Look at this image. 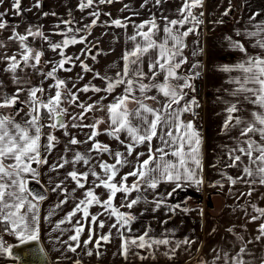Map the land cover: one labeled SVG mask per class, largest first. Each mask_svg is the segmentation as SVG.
I'll return each mask as SVG.
<instances>
[{
    "label": "snow or ice",
    "instance_id": "obj_1",
    "mask_svg": "<svg viewBox=\"0 0 264 264\" xmlns=\"http://www.w3.org/2000/svg\"><path fill=\"white\" fill-rule=\"evenodd\" d=\"M117 2L120 0H78L76 9L79 12L84 13L85 10L92 9L88 12V16L92 17L91 22L83 24L82 27H75L78 22L69 11V18L61 19L54 26L58 31L52 34L62 37L58 42H54L45 34L43 25H30L23 34L17 31L18 25L13 26L7 40L18 43L19 50L16 52H8L6 42L0 40V49H5L0 52V65H3L0 67V77L8 74L11 84L14 85L9 91L5 80L0 78V110H9L7 113L0 111V225L3 226L4 233L15 236L21 244L38 241L42 224H51V218L56 215V211L62 210L71 200L74 205L72 209L52 227L53 232L63 234L69 229L61 226L72 225L73 234L63 242L67 245V251L77 253V249L82 247L83 254L100 258L103 253L99 249L112 242L115 230V235L120 241L119 255L125 260L131 255L138 256L141 261L149 257L155 259L154 252L161 245H170V240L154 237L151 235V228L133 234L132 225L137 216L130 210L141 202L154 204L153 211L160 209L165 198L160 196L159 199L149 201L145 192H155L162 183L174 184L173 192L186 185L200 186L204 183L203 138L194 122L197 115L195 109L199 107V103L195 97L191 100L185 99L188 96L186 89L195 91L192 81L200 75L199 71H196L200 63H193L188 74L181 72L183 66L188 64L184 52L187 47L185 40L203 23L200 17L204 13L200 12L198 16L194 10L202 8L204 0H182L181 7L177 9L180 18L169 19L162 15V25L157 22L155 16L139 24L133 23L135 31L126 38L133 46L125 49L121 56L122 69L117 70L114 76H109L94 71L81 60L80 55L73 57L67 55L65 50L69 46L85 44L81 54L95 62L97 56L103 54L102 49H97L95 55L88 56L92 48L87 47L86 41L102 15L99 6ZM149 2L150 0H143L140 7L144 8ZM163 2L164 0H155V5L159 6ZM5 3L6 0H0V5ZM32 7L41 9V0H34ZM10 9L17 16L32 10L23 8L22 0H11ZM230 10L231 6L223 14L227 16ZM120 11H131L130 5L124 4ZM7 15V11H0V31L9 27ZM49 15L57 16V13H42L43 17ZM103 15L111 17V13L104 12ZM133 15L139 13L134 12ZM260 15L259 12L253 13L249 17L250 22L256 21ZM83 19L84 17H81V20ZM130 20V17L114 18L110 19V24L105 21V26L126 30ZM61 24L64 25L63 29L60 28ZM188 24L192 27L185 28ZM253 27L254 31H237L236 35L257 38L252 46L261 51L251 55L244 43L228 37L230 47L244 53L246 58L235 65H225L220 69L226 73H239L228 81L236 85L229 93L236 100L226 102L227 115L222 128L225 134L233 129L238 132V135L232 137L233 145L225 147L229 161L226 167L238 169L239 172L235 177L223 170L220 172L222 179H226L230 186V193L232 186L241 183L247 186V191L241 192L237 199L251 198L258 188H264V21L253 24ZM30 37L33 40H43L49 49L60 57L58 61H44L51 66L48 71L39 72L43 80L38 85L33 83L25 70L31 68L35 74L45 51L33 47L29 43ZM202 51H194L192 54L195 56ZM74 61H79L83 73L93 72V79L103 81L104 86H96L89 81L76 91L68 88L67 81L59 78L57 72H71L72 68L65 65ZM83 79V75H78V80ZM45 80H52L54 83L49 84L46 89ZM121 87L122 93L113 96L112 102L106 105V128L100 127L106 123L103 118L96 119L92 124L73 123L72 128L90 129L85 133L86 138L83 140L67 130L68 125L63 119L67 110L62 107L65 101L82 109L79 119L83 121L87 113L97 108L103 110L105 106L102 102L107 97L100 96L93 103H78L77 93L91 91L111 95ZM72 88H76V85L73 84ZM153 92L155 94H150ZM147 101H152V104ZM130 103L136 107L130 109ZM245 104L251 105L252 108H245ZM185 113H191L193 119H183ZM45 117L50 121L47 125L41 123ZM45 127L53 131L45 133ZM60 129H64L63 135L68 137L62 154L56 151L61 140L54 134ZM101 135H107L117 142L119 147L114 148L102 142L99 139ZM72 146L86 147L81 150ZM141 148L144 150H139ZM54 154L56 159L53 161ZM105 155L109 160L104 159ZM219 163L220 160L217 161V164ZM43 166H47L49 172L58 176L61 175L60 170H64L63 178L55 182L50 189L45 188L44 192L34 191L30 183L35 181L40 184L39 169ZM124 168H128V171L122 173ZM130 177L134 178L131 183L128 182ZM52 183V179H49V184ZM69 183L74 187L69 189ZM212 186L224 187L221 181ZM49 191L63 196V199H59L47 210L46 215L42 216L41 205L48 200ZM78 191L82 193L79 198L76 195ZM134 192L138 194L135 197L132 196ZM168 195L171 196L172 192ZM105 196L106 198H103ZM117 199L120 200L119 205L115 203ZM261 199H264V194H261ZM247 204L251 212L244 211L246 222L241 227L247 232L248 224L259 221L257 234L246 239L243 234L235 231V225L229 227L227 231L239 242L238 250L218 252L212 264H217V261L221 264H264V254L257 255L248 247L255 243L264 247V207L258 206L251 199ZM93 207H99L102 211L93 214L90 211ZM168 207L170 211H174L180 205ZM113 219L115 222L108 224L107 221ZM106 226L107 233L97 234V227L102 230ZM86 230L87 238L81 240ZM192 243L194 241L187 238L177 241L176 247L164 255L172 259L176 248L181 244ZM90 244L92 248H89ZM134 249L146 250L148 255H141ZM39 251L43 253V249ZM0 254L10 257L13 255V245L8 244L2 237ZM75 264H81V260L76 259Z\"/></svg>",
    "mask_w": 264,
    "mask_h": 264
},
{
    "label": "crops",
    "instance_id": "obj_2",
    "mask_svg": "<svg viewBox=\"0 0 264 264\" xmlns=\"http://www.w3.org/2000/svg\"><path fill=\"white\" fill-rule=\"evenodd\" d=\"M142 2L143 0H120V2L111 5L105 4L99 6L102 15L97 26L91 30V35L88 36L86 41L87 47L92 48V52L89 53L88 56L95 55L97 49H102L103 54L97 56L95 62L86 55L81 54V49L85 48V44L69 46V48L65 50L66 54L73 57L80 55L81 60H84V62L92 67L94 71L114 76L115 72L123 67V61L121 59L123 52L125 49H130L133 46L130 41L126 40L127 36L133 34L135 31L132 27L133 23L139 24L143 20L155 16L157 22L162 25V15L167 16L169 19L180 18L177 9L181 7L182 0H164L159 6L155 5V1L150 0L144 8L140 7ZM10 3L11 0H6L5 4L0 5V11H7L8 13L6 19L9 24L7 29L0 31V40L6 42L7 51L10 53L19 50L18 43L7 40V37L11 35L13 26L18 25L19 27L17 28V31L23 34L30 25H43V31L45 34L49 35L50 39L54 42H58L62 37L52 34L58 31L54 26L58 24L61 19H68L69 11L72 12V16L78 22L75 27H82L83 24L90 23L92 19V17L88 16V12L92 11V9H87L84 13H81L76 9L78 0H41V9L32 7L34 0H22V7L25 9L32 8V10L24 11L19 16L11 11ZM124 4H129L131 11L121 12L120 10L124 7ZM211 4L219 7L218 12H216ZM230 6L231 10L229 14L225 16L223 13L226 9H229ZM53 11L57 13V16H42L43 12L51 13ZM194 11L198 16L200 12L204 13V15L200 17V19L203 20V23L196 28L195 33L190 34L185 40L187 47L184 52L188 58V64L183 66L181 72L183 74H188L192 64L199 62L200 67L196 71H199L204 79L205 103L202 109V122L199 124L195 123L203 138L204 183L200 186L186 185L182 188L192 190L201 188L203 193H209L208 198H206L207 202L204 203L208 210H201L198 207V209L186 208L187 211H184V206H180L174 211H170L168 207L169 205H177L170 202V196L168 195L170 192L173 193L175 185L162 183L158 186L155 192L152 190L145 192L149 201L159 199L160 196L165 198L160 209L153 211L152 209L155 205L152 203L145 204L141 202L136 205L130 210L137 216V220L133 223L132 229L133 234H139L144 229L151 228V235L156 238H168L170 240V245L159 246V249L154 252L155 259L149 257L148 259L141 261L138 256L131 255L125 260L119 255L120 241L119 237L115 235V230H113L112 242L104 244L103 247L99 249L103 255L100 258H97L95 255L89 257L83 254L84 250L82 247L77 249V253L67 251V245L63 242L67 241L68 236L73 234L71 231L72 225H62V228L69 229V231L63 234L52 231L55 222L61 219L65 213L70 211L74 206L73 202L70 200L62 210L58 209L56 211V215L51 218V224H42L40 238L38 241H34L39 249H43V253L40 252V254H42V258L45 259L44 264H75L76 259H80L81 264H212V261L215 259L218 252L225 250L234 252L238 250L239 242L236 241V238L232 233L227 231L229 227L235 225V231L239 234H243L246 239L257 234L256 227L258 226L259 221L248 224L247 232H245L241 226L246 222L244 211L247 210L248 212H251V208L247 204L249 199H251L252 202L257 203L258 206L264 207V199H261V194H264V188H258L257 192H254L251 198L240 197L237 199L241 192L247 191V186L242 183L232 186V192L230 193V186L227 180L222 179L220 175L221 170L234 177L239 172L238 169L226 167V164L229 161L225 147L233 145L234 141L232 137L238 135V132L235 129L230 130L227 134L222 131L224 120L227 115L225 111L227 107L226 102H235L236 100L235 97L229 94L236 85L230 84L228 81L230 77L237 76L239 73H226L220 69L225 65H235L246 58L244 53L230 47L228 37L244 43L248 53L251 55H256L261 51L252 46L257 38H248L243 35L237 36L236 33L237 31L241 33H244L245 31H254L253 24L264 21V0H236L234 4H232L231 0H204L203 7L197 8ZM104 12L111 13V17L103 15ZM134 12H138L139 15H133ZM207 12H211V14L208 15ZM256 12L261 13V15L257 17L256 21L250 22L249 17ZM81 17H84V19L81 20ZM124 17L131 18L126 30L105 26V21H108L110 24V19H123ZM187 27H192V25L188 24L185 28ZM60 28L63 29L64 25L61 24ZM29 43L36 49H42L45 51V56L42 57V62L38 66V71L35 74L31 68L25 70L29 76H31L33 83L38 85L41 80H43V77L39 75V72H46L51 66L45 64L44 61H58L60 57L58 53H53L48 45L41 39L33 40L30 37ZM201 49L203 50L202 53L195 56L192 54L194 51L199 53ZM3 51H5V49H0V52ZM69 64V67L72 68L71 72L61 70L58 71L57 74L59 78L67 81L68 88L72 89V91H76V89L83 87V85L89 81L96 86H104L103 81L93 79V72L83 73L79 66V61H74ZM0 67H3V65H0ZM21 75H23V73H21ZM78 75H83L84 79L78 80ZM0 78H3L7 83V90L10 91L14 88V85L10 82L8 74H3ZM52 83H54V81L45 80L44 87L47 89L48 85ZM73 84L76 85V88H72ZM185 91L188 92V96L185 97V99L191 100V90L186 89ZM121 93L122 87L116 89L111 95L103 92L96 94L91 91L88 93H77V95L79 96L80 102L85 101L91 103L97 100L100 96L107 97L102 102L105 108L101 110L100 115L97 117V119L103 118L106 121L105 124L100 126L101 129H103L108 126L106 105L112 102L113 96L120 95ZM52 94L54 95V90H52ZM150 94H155V92ZM147 103L152 104V101H147ZM64 105L65 103H63L62 107H64ZM128 107L134 109L136 105L130 103ZM244 107L247 109L252 108V106L248 104H245ZM92 113L93 111L91 114ZM17 119H20V117H17ZM183 119H191L189 113H185ZM44 125H46V123ZM43 131L47 133L52 130L49 131L44 128ZM89 131L90 129L88 128H71L69 130L72 135H76L77 138L81 140L86 138L85 133H88ZM63 132L64 131L61 129L54 132V134L61 140V144L57 146L56 150L60 154L63 153L64 143L68 140V137H65ZM122 138H124L123 135ZM99 139L104 143L112 145L114 148L119 147L117 142L112 141L107 135H101ZM72 147L82 150L83 147L86 146ZM121 150L123 149L121 148ZM139 150L144 149L141 148ZM55 159L56 155L54 154L52 160L54 161ZM104 159L109 160V157L105 155ZM218 160H220L221 163L217 164ZM213 164H216L217 166L212 167L211 165ZM39 170L41 172L40 184H38L40 192H44L45 188L50 189L54 186L55 182L63 178L62 173L64 170H60L61 175L59 176L55 173L49 172L47 166H43ZM121 171L122 173L126 172L128 171V168H124ZM49 179H52V184H49ZM133 179L134 178L130 177L128 182L131 183ZM217 181H221L224 187L212 186ZM68 187L71 189L74 185L69 183ZM34 191H38L37 188ZM76 195L77 198H79L82 193L78 191ZM136 195L138 194L135 192L132 193L133 197ZM103 198H106V196ZM59 199H63V196H58L56 193H51L49 191L48 200L41 205V215H46L47 210ZM201 200L204 202L203 198ZM115 203L119 205L120 200L117 199ZM90 211L95 214L102 211V209L99 207H93ZM121 211L127 210L121 209ZM141 213H143V215H141ZM79 215L80 214L77 215V218H79ZM101 219H106V217H101ZM164 221H167V223H164ZM107 222L108 224H111L115 221L113 219L108 220ZM73 223H75V218ZM201 225L202 229H200ZM96 232L97 234L107 233L108 227L106 226L102 230L97 227ZM0 237H2L8 244L13 245V255L10 257L8 255L0 254V264H19V258L24 259L21 255L26 254L27 251H30V248L35 246V244L33 245L31 242L28 246L21 244L15 236L4 233L2 225H0ZM57 237H59V239H56ZM86 238L87 230L81 236V240ZM186 238L194 241V243L190 245L181 244L179 248H176L175 255L172 259H169L164 255L165 252H170L171 248L176 247L177 241H183ZM68 243L74 242L68 241ZM248 247L252 248L257 255L260 254L259 250L261 248V250H263L261 251V254H264V247H262L260 243H255ZM89 248H92L91 244L89 245ZM94 251L96 250L94 249ZM134 251L140 252L141 255H148L146 250L142 251L134 249ZM245 258L248 259V257ZM217 264H221V262L217 261Z\"/></svg>",
    "mask_w": 264,
    "mask_h": 264
},
{
    "label": "rangeland",
    "instance_id": "obj_3",
    "mask_svg": "<svg viewBox=\"0 0 264 264\" xmlns=\"http://www.w3.org/2000/svg\"><path fill=\"white\" fill-rule=\"evenodd\" d=\"M153 1H155V0H153ZM235 1L236 0H231L232 4H234ZM211 5L214 7L216 12H218L219 7H217V5H213V4H211ZM57 76H58V74H57ZM81 102L86 103V104L87 103H91V102H85V101H81ZM64 103H65V105H64L63 108L67 110V112H66V114L64 116H65V123L68 125V129H67L68 131L72 128L71 125L73 123H76V124H81V123H83V124H92V123H94L95 120L97 119V117L101 113V110L97 108L96 110H93V113L91 115L87 116L83 121H81L79 119V113L82 111V109L77 107L75 104H69L67 101H65ZM73 117H76V119H73ZM48 121H49L48 119L47 120L44 119V121L42 120L41 123L42 124L46 123V125H47ZM45 128H46V130L50 131V128H47V127H45ZM61 130L64 131V129H61ZM190 190H192V189H190ZM192 191L196 192L198 195L200 194L201 199L202 198H205V199L208 198V194L209 193L208 194L203 193L201 188H198V189H195V190H192ZM183 203H186L184 207L182 206L183 209H186V208L198 209V207H199L201 210L202 209L203 210L205 209V211L208 210L206 205L204 204V202L202 200H201L200 203H195L193 198H192V196H187L184 199ZM200 229H202V225L200 226ZM261 251H263V250H261V248H260V250H259L260 254H261Z\"/></svg>",
    "mask_w": 264,
    "mask_h": 264
},
{
    "label": "built area",
    "instance_id": "obj_4",
    "mask_svg": "<svg viewBox=\"0 0 264 264\" xmlns=\"http://www.w3.org/2000/svg\"><path fill=\"white\" fill-rule=\"evenodd\" d=\"M208 15L211 14V12H207ZM195 91H191V96L195 97L196 100L199 103V107L195 109V112L197 115L195 116L194 122L199 124L202 122V109L205 103V88H204V79L202 74L200 73L199 76H197L193 81H192ZM189 116L191 119H193V116L191 113H189Z\"/></svg>",
    "mask_w": 264,
    "mask_h": 264
},
{
    "label": "water",
    "instance_id": "obj_5",
    "mask_svg": "<svg viewBox=\"0 0 264 264\" xmlns=\"http://www.w3.org/2000/svg\"><path fill=\"white\" fill-rule=\"evenodd\" d=\"M69 66H70V64L65 65V67H69ZM62 106H63V104H62ZM90 114H91V112L87 113L86 116H88ZM63 119H64V117H63ZM30 187L33 190H36V188H37L38 192H40L38 184L35 183V181H32L30 183ZM31 243H33V245L35 244V246H33V248H30L29 249L30 251L29 252L27 251L26 254L21 255L24 257V259L19 258V264H44L45 259L42 258V254H40V251H39V248H38L36 242L31 241ZM24 245L28 246V245H30V242L27 244H24ZM39 254H40V256H39Z\"/></svg>",
    "mask_w": 264,
    "mask_h": 264
},
{
    "label": "trees",
    "instance_id": "obj_6",
    "mask_svg": "<svg viewBox=\"0 0 264 264\" xmlns=\"http://www.w3.org/2000/svg\"><path fill=\"white\" fill-rule=\"evenodd\" d=\"M187 196H192L195 203L201 202L200 194L198 195L196 192L187 188L176 189V191L173 192L172 195L170 196V202H173L174 204H179L181 207L185 206L186 203H183V201ZM203 199H204V203L207 202L205 198Z\"/></svg>",
    "mask_w": 264,
    "mask_h": 264
},
{
    "label": "flooded vegetation",
    "instance_id": "obj_7",
    "mask_svg": "<svg viewBox=\"0 0 264 264\" xmlns=\"http://www.w3.org/2000/svg\"><path fill=\"white\" fill-rule=\"evenodd\" d=\"M0 111H4L5 113H7L9 110L8 109H4V110H0ZM64 118H65V116H64ZM45 119L47 120V118L45 117ZM44 121V120H43ZM47 123H50V121H48ZM50 130H52V129H50ZM53 131V130H52Z\"/></svg>",
    "mask_w": 264,
    "mask_h": 264
}]
</instances>
